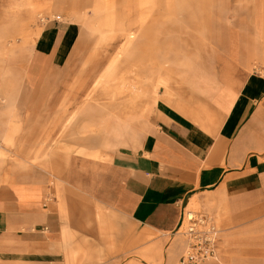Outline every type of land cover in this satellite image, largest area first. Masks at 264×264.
<instances>
[{
	"label": "crops",
	"instance_id": "1",
	"mask_svg": "<svg viewBox=\"0 0 264 264\" xmlns=\"http://www.w3.org/2000/svg\"><path fill=\"white\" fill-rule=\"evenodd\" d=\"M235 26L199 58L164 52L173 63L156 68L167 77L144 114L93 119L85 104L79 142L51 171L0 183V264H76L113 233L142 264H182L199 212L219 230L202 264H264V56ZM172 232L184 238L164 252Z\"/></svg>",
	"mask_w": 264,
	"mask_h": 264
},
{
	"label": "rangeland",
	"instance_id": "2",
	"mask_svg": "<svg viewBox=\"0 0 264 264\" xmlns=\"http://www.w3.org/2000/svg\"><path fill=\"white\" fill-rule=\"evenodd\" d=\"M231 24L264 56V0H0V183L51 171L67 141L79 142L85 104L93 119L134 115L125 110L134 101L144 114L167 77L156 68L173 63L164 52L199 58ZM182 233H168L162 250ZM99 237L103 246L72 253L76 264H142L138 244Z\"/></svg>",
	"mask_w": 264,
	"mask_h": 264
},
{
	"label": "built area",
	"instance_id": "3",
	"mask_svg": "<svg viewBox=\"0 0 264 264\" xmlns=\"http://www.w3.org/2000/svg\"><path fill=\"white\" fill-rule=\"evenodd\" d=\"M184 234L188 239L182 255V264H202L216 258V242L219 230L212 217L199 212L188 217Z\"/></svg>",
	"mask_w": 264,
	"mask_h": 264
},
{
	"label": "bare ground",
	"instance_id": "4",
	"mask_svg": "<svg viewBox=\"0 0 264 264\" xmlns=\"http://www.w3.org/2000/svg\"><path fill=\"white\" fill-rule=\"evenodd\" d=\"M148 20V16H147V14L146 15H143L142 17H141V19H140V22L142 23V24H145L146 23V21ZM146 28V27H145ZM145 33L148 35V33H149V30L147 29L146 31H145ZM42 37V36H41ZM201 51V50H200ZM199 53V52H198ZM196 54V53H195ZM200 54V53H199ZM227 63V62H226ZM218 68H220V67H218ZM224 79H225V76H224ZM229 79V78H228ZM225 81V80H224ZM7 93V92H6ZM3 100V99H2ZM12 101V100H11ZM5 102V101H4ZM1 104V103H0ZM135 104V101L134 102H131V104H129V106L128 107H126V109L125 110H127V109H131L132 111H131V113H134L137 109H136V105H134ZM99 106V105H98ZM99 107H101V106H99ZM200 109V108H199ZM203 110V109H202ZM201 110V111H202ZM134 111V112H133ZM204 111V110H203ZM204 113V112H203ZM116 116V115H115ZM5 121V120H4ZM91 145V144H90ZM29 151V150H28ZM30 152V151H29ZM28 152V153H29ZM38 153V152H37ZM49 156V155H48ZM37 157V156H36ZM29 158V157H28ZM18 167V166H17ZM96 213V212H95ZM102 215V214H101ZM101 222V221H100Z\"/></svg>",
	"mask_w": 264,
	"mask_h": 264
}]
</instances>
